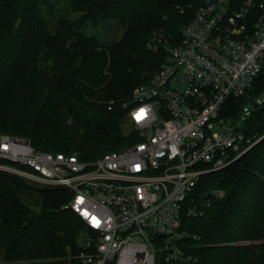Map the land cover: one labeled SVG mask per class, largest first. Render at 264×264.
Segmentation results:
<instances>
[{"label":"trees","instance_id":"1","mask_svg":"<svg viewBox=\"0 0 264 264\" xmlns=\"http://www.w3.org/2000/svg\"><path fill=\"white\" fill-rule=\"evenodd\" d=\"M183 1L0 0V133L85 161L130 143L124 124L133 91L193 18L194 6L179 10ZM254 85L257 93L264 75ZM245 102L230 100L228 115L237 117ZM247 125L255 145L198 183L197 205L209 206L187 219L199 237L189 242L193 264H264V107ZM71 199L69 190L0 171V264H82L94 233L65 208Z\"/></svg>","mask_w":264,"mask_h":264},{"label":"built area","instance_id":"2","mask_svg":"<svg viewBox=\"0 0 264 264\" xmlns=\"http://www.w3.org/2000/svg\"><path fill=\"white\" fill-rule=\"evenodd\" d=\"M193 6L161 67L133 91L126 122L139 142L85 161L0 133V171L71 192L65 208L94 233L82 264H193L189 242L199 237L187 219L209 206L197 205L198 183L257 142L247 123L264 107V87L252 93L264 75V0L178 2L181 12ZM239 98L232 117L228 102Z\"/></svg>","mask_w":264,"mask_h":264},{"label":"rangeland","instance_id":"3","mask_svg":"<svg viewBox=\"0 0 264 264\" xmlns=\"http://www.w3.org/2000/svg\"><path fill=\"white\" fill-rule=\"evenodd\" d=\"M62 5L60 4H56V7H61ZM124 129L126 131V135H133L135 137V139H132L130 141V143H126L122 148H119L117 149L118 151H122V150H125L129 147H131L133 144H135L138 140H140V136L138 135V130L135 126L133 125H130L129 123H127L125 121V124H124ZM137 137V138H136ZM105 154V153H104ZM103 155V154H102ZM100 157V156H99ZM98 157V158H99ZM98 158H94L95 160L98 159ZM27 184L31 185L28 181L26 182ZM34 186H37V185H34ZM46 186V185H45ZM35 188V187H34ZM58 189H62V190H65V191H68V189L66 188H58ZM30 191H34L33 189H30ZM28 192H29V189H28ZM89 236V237H88ZM88 238L92 239L94 237V234L93 235H87ZM86 237V238H87ZM0 260H1V256H0Z\"/></svg>","mask_w":264,"mask_h":264},{"label":"snow or ice","instance_id":"4","mask_svg":"<svg viewBox=\"0 0 264 264\" xmlns=\"http://www.w3.org/2000/svg\"><path fill=\"white\" fill-rule=\"evenodd\" d=\"M93 219H95V218H93Z\"/></svg>","mask_w":264,"mask_h":264}]
</instances>
